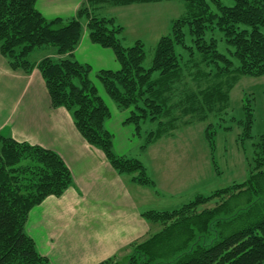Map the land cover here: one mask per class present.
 <instances>
[{
	"label": "trees",
	"instance_id": "obj_1",
	"mask_svg": "<svg viewBox=\"0 0 264 264\" xmlns=\"http://www.w3.org/2000/svg\"><path fill=\"white\" fill-rule=\"evenodd\" d=\"M162 1L88 0L76 16L48 19L37 0H0V51L9 66L27 74L38 68L52 106L65 107L78 131L117 172L144 186L154 180L140 159L114 151L113 134L106 128L111 111L90 78L92 66L74 57L85 20L91 41L111 48L120 63V69L99 70L96 76L120 110L131 109L125 123L133 124L137 135L147 123L156 125L142 149L196 120H221L237 81L264 76V0H233V5L182 0L186 13L160 38L149 68L144 43L125 46L123 26L114 17L93 15L89 7ZM220 41L227 52L219 49ZM45 46L54 47L58 57L33 61L34 51ZM189 77L195 87L185 85ZM244 109L246 122L240 124L250 139L253 109L247 102ZM213 126L210 122L205 130L212 150L218 133ZM247 163L249 176L243 182L197 194L179 208L144 211L159 230L132 243L125 262L114 256L99 264H264V197L255 196L264 193V132L251 143ZM72 184V173L56 151L0 135V264H51L26 232L28 215ZM243 196L244 208L239 205ZM217 199L213 208L200 210Z\"/></svg>",
	"mask_w": 264,
	"mask_h": 264
},
{
	"label": "crops",
	"instance_id": "obj_2",
	"mask_svg": "<svg viewBox=\"0 0 264 264\" xmlns=\"http://www.w3.org/2000/svg\"><path fill=\"white\" fill-rule=\"evenodd\" d=\"M84 4L88 5V0H37L36 7L48 19L70 18L76 16ZM105 5L89 6L90 11L93 15L113 17L107 14ZM83 24V36L74 57L81 63L90 64L94 73L103 69H120L114 51L92 42L87 21ZM54 53L51 55L58 57ZM107 106L111 116L106 121V128L109 121L112 122L113 110L117 108L116 111H121L111 103ZM130 113L131 109L119 113L121 116L117 123L128 124L125 121ZM107 129L113 134L115 149V134ZM178 131L158 139L144 152L163 139L159 142L162 151L184 149L180 142H176ZM0 135L56 151L72 173V186L61 196L50 195L36 205L26 223V232L34 239L40 254L51 264H99L114 256L121 262L126 261L132 243L147 238L160 228L145 219L142 215L144 211L172 210L183 205L171 209L154 207L152 194L161 196L165 193L170 195L175 190L183 192L182 188L185 190L187 187L181 181L187 183L193 178L195 182L199 174V170L194 168L192 172L190 168V177L186 179H177L175 173L162 177L158 175L157 178L149 175L154 180L151 186L133 181L131 175L119 174L105 153L91 145L78 131L71 113L65 107L52 106L39 69L35 68L30 74L13 70L1 51ZM158 153L152 160H156L157 156L162 160L155 166L164 162L165 155ZM138 195L140 197L137 198ZM145 199L147 204H143Z\"/></svg>",
	"mask_w": 264,
	"mask_h": 264
},
{
	"label": "rangeland",
	"instance_id": "obj_3",
	"mask_svg": "<svg viewBox=\"0 0 264 264\" xmlns=\"http://www.w3.org/2000/svg\"><path fill=\"white\" fill-rule=\"evenodd\" d=\"M221 1L227 5H233L234 3L233 0ZM105 6L107 14L113 16L117 23L123 26L124 31L121 40L125 46H131L138 40L144 43L146 50L144 66L146 68L152 65L155 48L160 38L170 33L173 21L183 17L186 13V6L182 0H164L162 2L139 3L130 6H113L110 4ZM227 48L226 42L220 41L219 49L227 52ZM54 49L52 46L41 47L34 51L31 59L37 62L47 56H52ZM90 78L106 103L109 106L110 103L116 105L106 93L101 81L96 76V72H92ZM186 80L185 85L196 86L193 78L189 77ZM246 102L253 109V123L249 131L252 136L250 139L243 136L244 126L240 124L241 120L246 122V111L244 109V103ZM229 104V109L221 120H196L191 124L182 126L176 132V137L180 139H177L176 142H180L181 147H184V149H180L178 152L174 150L162 151L160 149L162 144L159 142L164 141V139L159 141V144L151 146L155 148L154 150L151 148L144 152L142 145L145 144L147 133L156 125L147 123L144 125L141 135H137L133 124L120 125L117 123L118 117L121 116L119 113H123L124 110L121 109L120 112L116 111L117 108L113 110L114 116L112 122L110 120L107 124V128L115 134L114 151L116 153L142 160L147 168L148 175L151 177L153 175L157 178L158 175L162 177L165 174L172 175V173H175L177 179H186V177H190L188 172L190 168L192 172L194 168L196 171L199 170L197 181L194 182L193 178L187 183L184 180L181 181L183 186L186 185L187 187L185 190L184 187L182 188L183 192L177 193V190H175L170 195L165 193L161 196L152 194V206L171 209L193 200L197 194L209 195L213 191L227 187L234 182L240 183L248 179L247 161L251 156V143L256 141L264 132V76H242L231 90ZM210 122L214 123L212 130L218 131L214 150L211 149L205 133ZM222 126L229 127V129H223ZM131 128H134V130L130 131ZM242 138L245 140H242ZM156 153L164 154L165 157L162 164L155 166L162 160L160 156H157L156 160H152ZM213 158L216 159V164L213 163ZM180 164H184L182 168H178ZM181 169L183 171H180ZM255 196L264 197V193L261 192ZM219 202V199L212 200L202 206L200 210L213 208ZM147 203L148 201L145 199L143 204ZM245 204L246 196H243L239 205L244 208Z\"/></svg>",
	"mask_w": 264,
	"mask_h": 264
}]
</instances>
